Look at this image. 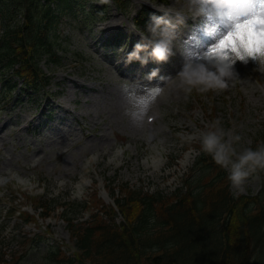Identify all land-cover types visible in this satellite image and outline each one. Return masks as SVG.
<instances>
[{
    "label": "rangeland",
    "instance_id": "obj_1",
    "mask_svg": "<svg viewBox=\"0 0 264 264\" xmlns=\"http://www.w3.org/2000/svg\"><path fill=\"white\" fill-rule=\"evenodd\" d=\"M90 5L95 3L89 1L87 9ZM141 8L153 9L177 25L174 54L167 62L157 63L149 57L146 65L126 63L135 44L145 43L150 35L146 24L134 22ZM103 13L104 19L92 21L91 27L83 25L77 13V18L72 14L62 18L56 38L64 54L54 63L42 59L51 82L41 93L27 96L20 80L12 95H0V216L6 213L1 208L12 204L38 215L27 197L37 194L69 201L87 199L95 191L106 205L116 207L111 188L118 193L120 183L143 192L171 194L192 166L197 148L190 145L202 144L203 133L215 121L237 153L254 149V135L264 122V73L255 70L258 65L252 58L247 63L237 60V79L227 90L186 94L169 83L162 93L151 96L158 84L164 86L161 76L175 77L180 70L182 51L202 53L217 47L230 26L193 18L191 0H109ZM115 29L127 32L135 43L120 46L115 42L114 49L107 44L100 48L101 35L112 37ZM110 50L118 54L106 55ZM150 51L149 47L141 56ZM214 55L223 53L217 50ZM153 70L158 75L149 80L147 75ZM153 110L158 115L149 130L146 117ZM15 126L20 130L15 131ZM237 135L241 137L238 142L234 141ZM231 189L234 194H254L259 182L250 173L242 192ZM65 210L56 208L48 218L38 217L36 224L22 223L18 212L5 225L0 217L6 257L24 252L20 264H50L44 258V241L32 249L17 233L20 228V232L38 231L48 237V244H66ZM91 213L84 210L76 214L77 220H88ZM116 219L123 218L118 215Z\"/></svg>",
    "mask_w": 264,
    "mask_h": 264
},
{
    "label": "trees",
    "instance_id": "obj_2",
    "mask_svg": "<svg viewBox=\"0 0 264 264\" xmlns=\"http://www.w3.org/2000/svg\"><path fill=\"white\" fill-rule=\"evenodd\" d=\"M76 1L83 0H0L1 75L17 64L14 72L25 83L35 91L44 87L49 78L40 61L60 59L54 23L61 18L59 12L72 10ZM148 16L140 10L137 21ZM253 143L254 150L264 146V123L257 127ZM195 170L186 180V189L170 195L119 184L120 195L114 197L124 217L120 222L116 208L106 205L95 192L90 199L65 203L45 195L31 197L42 216L59 205L66 209L63 216L70 242L66 247L59 242L49 244L44 258L50 264H253L257 260L261 264L264 186L256 195H234L226 169L203 149ZM256 170L264 178V169ZM87 209L93 210L90 220L75 221L76 214ZM21 216L23 221L34 219L23 210ZM35 235L23 234L29 248L36 247L34 241L40 234ZM4 254L0 247V264H20L25 255L13 253L12 260H7Z\"/></svg>",
    "mask_w": 264,
    "mask_h": 264
},
{
    "label": "clouds",
    "instance_id": "obj_3",
    "mask_svg": "<svg viewBox=\"0 0 264 264\" xmlns=\"http://www.w3.org/2000/svg\"><path fill=\"white\" fill-rule=\"evenodd\" d=\"M107 4L109 0H101ZM254 0H191L193 8V18L204 17L207 20H213L217 24L231 25L233 30L240 22L236 17L246 15ZM183 18H179V23H183ZM177 25L164 16L152 15L146 23L147 32L150 34L145 37V43H137L134 50L128 53L126 63L139 61L141 65L148 63L150 57L157 63L167 62L173 53V43L177 38ZM151 51L148 56H141L142 52ZM183 64L180 70L172 76H161L160 84L157 85L156 91L162 93L164 87L169 83L185 92L192 93L194 90L199 93L209 91H223L230 87V83L237 79V73L234 65L237 60L244 63L248 62V58H252L257 62L258 67L255 69L260 73H264V52L256 51L252 55L240 53L237 55H211L208 51L202 53H185ZM158 70H153L147 75L149 80L157 77ZM219 121H215L210 130L202 135V148L210 154L217 165L228 169V179L231 187L238 192L243 191L245 180L250 173L257 168L264 169V146H260L257 150L246 148L242 152L237 153L233 147V143L224 140L223 131L218 129ZM240 136H235L234 141H240ZM235 157V159H233Z\"/></svg>",
    "mask_w": 264,
    "mask_h": 264
},
{
    "label": "snow or ice",
    "instance_id": "obj_4",
    "mask_svg": "<svg viewBox=\"0 0 264 264\" xmlns=\"http://www.w3.org/2000/svg\"><path fill=\"white\" fill-rule=\"evenodd\" d=\"M236 19L240 22L219 40L217 47L208 50L209 54L214 55L217 50L221 51L224 56L237 55L242 52L249 55L256 51L264 52V0H254L250 11ZM226 26L231 28V25ZM157 94L155 90L151 96L154 98ZM147 102L145 100L142 103L146 105Z\"/></svg>",
    "mask_w": 264,
    "mask_h": 264
}]
</instances>
